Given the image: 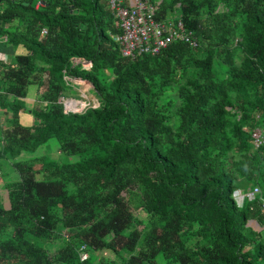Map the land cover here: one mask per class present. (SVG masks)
<instances>
[{"label": "trees", "instance_id": "trees-1", "mask_svg": "<svg viewBox=\"0 0 264 264\" xmlns=\"http://www.w3.org/2000/svg\"><path fill=\"white\" fill-rule=\"evenodd\" d=\"M0 3V36L26 50L0 58V167L17 174L0 264H264V143L250 138L264 133V0H160L155 17L177 6L196 44L134 58L120 56L101 0ZM64 75L97 105L64 112L58 98L79 85ZM29 84L39 108L23 104ZM50 139L64 160L42 149Z\"/></svg>", "mask_w": 264, "mask_h": 264}, {"label": "built area", "instance_id": "built-area-1", "mask_svg": "<svg viewBox=\"0 0 264 264\" xmlns=\"http://www.w3.org/2000/svg\"><path fill=\"white\" fill-rule=\"evenodd\" d=\"M105 7L110 10L112 16L116 20V26L119 33L113 36V39L118 44L120 56L125 58H134L141 54H155L161 48L174 41L188 42L191 46L196 44L189 30L183 28L179 19L175 21H167L165 19H157V12L160 0H101ZM40 3L37 2L35 6ZM42 28L40 34H44ZM83 63V62H82ZM65 80L73 82L77 85L78 82L74 78L63 76ZM62 103V109L67 111H80L86 106V101H78L71 97H62L58 99ZM75 100V107L69 106V102ZM82 103L80 105L79 103ZM94 106L93 104H90ZM251 144L253 148L264 143V133L255 128L250 131ZM257 189H252L251 192L245 195L248 198ZM234 200L240 204L243 194L239 188L232 193ZM84 246H80L79 259L83 260L87 257V252Z\"/></svg>", "mask_w": 264, "mask_h": 264}, {"label": "rangeland", "instance_id": "rangeland-1", "mask_svg": "<svg viewBox=\"0 0 264 264\" xmlns=\"http://www.w3.org/2000/svg\"><path fill=\"white\" fill-rule=\"evenodd\" d=\"M178 14H179V9L177 8V6H175L172 8V10L166 11L164 19L167 21H175L178 18ZM82 65H83V67L87 68L88 62L83 61ZM79 80L80 79H76V81L79 84V85L77 84L78 86L72 85V86H69V88L68 87L65 88L66 89L65 93H64L65 96H73L74 99H76L78 101L85 100L86 105H90V104H93L94 106L97 105V102H96L94 95L92 93V90H91V85L85 81L88 84L87 85L88 88H85L84 84L82 82H79ZM80 81H83V80H80ZM31 86L32 85H29L28 87H31ZM28 87H26V88H28ZM37 97L40 98L39 95ZM37 100L39 101V99L36 98L35 102H37ZM72 103L75 104L76 101L73 100ZM42 149L45 150L48 153V155H50V157L52 159H55V160L56 159H61V160L65 159L61 154L58 153L57 144H56V141L54 139H50L49 141H47V143L42 147ZM37 151H39V149ZM40 152H41V150H40ZM16 176H17V174H16L15 170L10 169L7 163L3 164L2 168L0 167V206L1 207H7L8 206V199H7L6 191L4 189V184L8 181L15 180L17 178ZM128 199H129V205H130L132 214H133L134 218L136 219V221L139 223L137 225V227L141 228L142 224L145 222V219H146V212L144 211L145 209L142 206L141 194L139 192H136L134 194L129 195ZM28 239L29 240L31 239V242H34L37 245H43L46 243V241L44 239L37 238L34 236L28 237ZM156 259L158 262L160 261L159 257H156ZM93 260H94V257H93Z\"/></svg>", "mask_w": 264, "mask_h": 264}, {"label": "crops", "instance_id": "crops-1", "mask_svg": "<svg viewBox=\"0 0 264 264\" xmlns=\"http://www.w3.org/2000/svg\"><path fill=\"white\" fill-rule=\"evenodd\" d=\"M3 5L0 3V9H2ZM26 50L21 44L18 43H11L5 40V37L0 36V58L8 62L9 59L14 55H22L25 54ZM29 85H32L31 87H28ZM26 88V93L24 97L22 98L23 104L27 108H39L41 101L35 102L36 98L38 99V94H39V88L37 87L36 84H29ZM28 89V90H27ZM38 93V94H37ZM9 111L7 110H1L0 109V129L7 128L8 126V121L7 118L10 116ZM18 115V120L22 125H30L33 121L32 116L26 112V111H19L17 113Z\"/></svg>", "mask_w": 264, "mask_h": 264}, {"label": "bare ground", "instance_id": "bare-ground-1", "mask_svg": "<svg viewBox=\"0 0 264 264\" xmlns=\"http://www.w3.org/2000/svg\"><path fill=\"white\" fill-rule=\"evenodd\" d=\"M80 104L82 105V103L80 102ZM69 106H71V107H75V104L74 103H72V101H70L69 102Z\"/></svg>", "mask_w": 264, "mask_h": 264}, {"label": "clouds", "instance_id": "clouds-1", "mask_svg": "<svg viewBox=\"0 0 264 264\" xmlns=\"http://www.w3.org/2000/svg\"><path fill=\"white\" fill-rule=\"evenodd\" d=\"M77 79H79V78H77ZM87 82V81H86ZM88 83V82H87ZM89 84V83H88ZM72 98V97H71ZM74 99V98H73Z\"/></svg>", "mask_w": 264, "mask_h": 264}]
</instances>
